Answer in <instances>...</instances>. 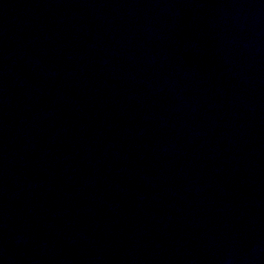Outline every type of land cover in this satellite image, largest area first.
Masks as SVG:
<instances>
[{
    "label": "water",
    "instance_id": "obj_1",
    "mask_svg": "<svg viewBox=\"0 0 264 264\" xmlns=\"http://www.w3.org/2000/svg\"><path fill=\"white\" fill-rule=\"evenodd\" d=\"M0 264H264V0H0Z\"/></svg>",
    "mask_w": 264,
    "mask_h": 264
}]
</instances>
